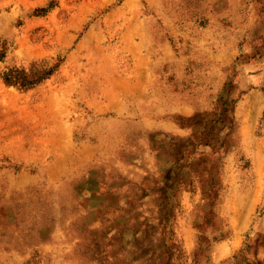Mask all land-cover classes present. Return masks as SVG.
I'll return each mask as SVG.
<instances>
[{"label":"rangeland","instance_id":"1","mask_svg":"<svg viewBox=\"0 0 264 264\" xmlns=\"http://www.w3.org/2000/svg\"><path fill=\"white\" fill-rule=\"evenodd\" d=\"M0 264H264V0H0Z\"/></svg>","mask_w":264,"mask_h":264}]
</instances>
